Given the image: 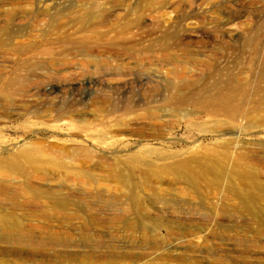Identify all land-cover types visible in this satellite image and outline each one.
Here are the masks:
<instances>
[{
  "label": "rangeland",
  "instance_id": "rangeland-1",
  "mask_svg": "<svg viewBox=\"0 0 264 264\" xmlns=\"http://www.w3.org/2000/svg\"><path fill=\"white\" fill-rule=\"evenodd\" d=\"M10 2L32 4L27 10L16 11L10 21L0 10V37L16 31L14 43L20 39L38 43L43 36L57 35L121 36L123 46L117 66L115 61L107 66H80L76 62L57 66L56 70L72 73V81L78 82L76 89L72 87L62 95L72 100L75 113L96 126L100 121H109L107 115L102 116L104 108L97 106L107 109L112 101L128 105L134 113L125 116L117 133L122 140L115 148L122 157L130 152L142 156L148 151L157 170L154 179H149L151 188L144 184L143 175H134L132 191L123 187L113 172L105 170L108 166L97 170L94 177L72 175L67 185L34 179L36 184L48 183L62 191L72 189V204L63 209L72 212V218L25 217L44 227L26 228L27 240L0 239V264H264V222L258 213L264 200L255 203L253 214L239 210L238 197L224 198L225 190L209 193L202 189L205 205L186 183L158 169L161 164L194 154L222 159L226 150L232 157L248 154L264 159V124L248 128L243 119L234 128L227 124L219 127L216 119L200 111L202 108L170 105L163 99L172 94L167 84H175L180 77L198 90L220 70L238 78L249 76L251 53H261L264 47V0H0L2 4ZM45 5V22L40 25L36 18ZM79 12L90 15L82 22L76 20ZM99 19L98 24L90 26ZM31 31L40 34L29 40ZM62 44L54 46L60 50ZM5 50L0 48V56ZM68 56L76 60L81 55ZM10 70L9 66L0 67L3 73ZM2 90L0 83V96ZM33 99L21 101L15 97L11 103L0 98V152L5 148L3 153L7 154L19 145L50 136L43 129L54 123L44 116L51 98ZM258 117L264 118V112ZM23 123L30 126L27 131H23ZM63 132L52 136L67 137ZM84 134L73 130L72 138L85 141ZM231 139L234 141L228 144ZM83 143L97 152L111 150L105 144ZM160 152L174 157L161 159ZM250 165L260 171L264 181L262 163L250 161ZM75 166L78 163L72 160ZM21 181V177L0 171V183H5L0 187H6L16 198L21 197ZM130 192L147 204L150 218L142 225L128 209ZM230 205H234V213ZM80 206H86V214L78 217L75 213ZM220 208L225 210L219 212ZM125 220L132 225L125 224ZM153 221L158 226L153 227Z\"/></svg>",
  "mask_w": 264,
  "mask_h": 264
},
{
  "label": "bare ground",
  "instance_id": "bare-ground-1",
  "mask_svg": "<svg viewBox=\"0 0 264 264\" xmlns=\"http://www.w3.org/2000/svg\"><path fill=\"white\" fill-rule=\"evenodd\" d=\"M7 4L0 3V10L3 11L1 15L6 17V21L14 19L16 11L27 10L32 6L31 3L20 2ZM43 8V13L36 18L40 25L43 21L45 22L47 6L45 5ZM89 15L88 12L83 14L79 12L76 20L84 22ZM52 21L53 19H50V22ZM55 21L53 24L57 25L58 23ZM99 21L100 19L93 20L90 26H95ZM2 27L0 24L1 29ZM14 32L7 31L6 37H0V48H7L3 51L5 55L0 56V67L9 66L11 69L8 74L0 72V83L3 86V96L0 98L4 101L9 100L11 103L15 97L21 101L27 97L34 98L33 100L51 98L44 116L52 118L54 121L53 124H48V127L43 129L45 132L51 133L50 138L32 140L28 144L17 146L7 154L3 153L5 148H2L0 152V171L5 172L7 176L22 178L21 188L19 187L21 197L19 198H16L14 193L6 191V187H0V194L4 195L0 197V239L19 241L27 240L29 234H26V228L44 227L26 220L25 217H41L49 220L53 216L62 215L72 218V212L63 211L66 205L72 204V189L62 191L48 183H44L45 185L36 184L34 179L67 185L68 181H72V175L94 177L97 175L95 173L97 170L108 166V169L105 170L113 172L122 186L132 191V178L136 174L143 175L144 184L151 188L149 179H154L156 168L151 162L152 158H148V151L144 152L142 156L130 152L122 157L118 153L119 150L115 148L120 145L122 140L117 133L122 128L121 124L124 123L125 116L134 113V110L128 105L124 106L112 101L109 105L107 104V109L104 105L97 106L104 108L102 116L107 115L106 117L109 119L107 124L100 121L98 125L102 126L98 127L75 113V109L72 108V100L69 99V96L66 98L62 95L72 87L76 89L78 82L72 81V73L63 74L62 71L56 70L57 66H71L74 62L80 66L96 63L107 66L114 61L117 66L120 64L118 56L123 46L121 36L114 34L107 37L94 35L74 38L72 35H57L43 36L38 43L37 40L27 43L23 39L14 43V38L18 36ZM38 34L40 33L35 31L29 32V40ZM75 39L78 41L72 48V42ZM92 39L95 40L92 42ZM56 43H63L64 47H61L63 49L57 50L54 46ZM261 50V53L252 52L250 55L249 60L252 65L249 68L251 70L249 76L244 74L238 78L234 73L220 70L211 75L210 82L206 86L197 90L191 87L192 84L189 81L178 75L179 81L166 86L172 91V94L163 99L170 105L178 103L196 105L202 108L200 111L205 115L216 119L219 122V127L227 124L234 128V125L238 126V122L243 119L246 120L248 128L258 127L264 124V118L258 117L264 112V47ZM72 53L74 56H81L79 59L73 60L68 56ZM88 72L90 77L94 75L91 70ZM105 74L103 73L101 76ZM253 76L255 79H252ZM133 107L135 108V106ZM117 111L120 113L117 114ZM76 116L80 117L76 118ZM22 127L23 131L30 128L25 123L22 124ZM60 129L65 131L63 133L67 137L52 136L61 134ZM72 129L83 131L85 141L72 138ZM232 140H228V144H231ZM83 142L105 144L111 150L97 152ZM228 151L223 152L222 159H214L207 154H194L188 158L161 164L158 169L168 172L175 179L186 183L194 191L193 193L200 196L202 204L206 202L203 190L208 189L209 193H213L222 189L226 191L224 198L229 195L239 198V207H241L239 210L243 209L254 214L256 212L254 210L255 203L264 200V181L260 179V171L258 172L255 167H252L250 161L262 163L261 170L264 168V159L260 158L261 155H258V159H256L248 154H238V156L232 157ZM150 153H153V150ZM215 153L216 151H212V154L215 155ZM161 154L160 152L161 159L168 157V155ZM144 155L146 156L144 157ZM169 157L173 158L174 156L170 155ZM72 160L76 161L78 166L72 167ZM140 164L145 167L140 168ZM85 166L86 168H84ZM4 184V182L0 183V185ZM38 200L43 202H38ZM127 204H129L128 209L136 214L139 225H142L145 219L150 218L147 215V204L145 205L144 199L135 197L133 192L129 193ZM38 205L39 207H37ZM230 206V211L234 213V205ZM85 208L86 206H80L75 215L81 217L86 214ZM222 210L225 209L222 208L219 212H223ZM258 213L260 220L264 222V207H261ZM111 219L113 218L111 217ZM125 222V224L132 225L130 220H125ZM151 225L155 227V225L158 226V223L153 221Z\"/></svg>",
  "mask_w": 264,
  "mask_h": 264
}]
</instances>
